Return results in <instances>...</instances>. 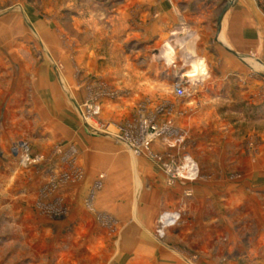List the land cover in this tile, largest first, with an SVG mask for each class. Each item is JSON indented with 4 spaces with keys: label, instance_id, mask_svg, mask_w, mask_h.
I'll list each match as a JSON object with an SVG mask.
<instances>
[{
    "label": "rangeland",
    "instance_id": "rangeland-1",
    "mask_svg": "<svg viewBox=\"0 0 264 264\" xmlns=\"http://www.w3.org/2000/svg\"><path fill=\"white\" fill-rule=\"evenodd\" d=\"M15 1L0 0V15L22 9L23 6ZM34 1L30 6L36 8L43 19L58 20L54 28L55 44L60 50L57 51V66H62L63 57L68 60L77 85L84 87V66L79 64V56H84L80 55L79 48L84 45V14L106 8L111 12L112 0ZM228 1L191 0V9L196 11L198 5L206 3L217 5L215 24ZM259 5L264 10V0ZM25 23L26 31L30 32L31 24L27 20ZM182 25L172 30L173 38L182 32ZM176 53L177 50L172 52L165 42L161 45L154 59L164 67H161L163 78L152 84L173 96L175 103L182 100L176 98L174 82L185 81L186 90L191 93L194 84L188 71L194 68L196 73L200 72L198 62L189 67L187 63L182 65L178 58L184 67L177 68ZM35 55L38 54H28L31 58ZM167 58L175 63L174 67L166 63ZM250 65L254 71L247 68V76H259L264 80V66ZM180 73L185 75L181 78ZM103 84L102 100L110 102L127 96L130 90L129 87L122 90ZM61 86L63 84H59V90L66 98L67 90L63 93ZM236 88L228 91L237 93L240 88ZM83 104L84 99L76 106V121L71 122L79 141L59 136L44 153L35 155L28 153L30 144L26 141L11 146L10 155L20 157L26 169H34V176L28 172L21 182L17 179L8 182L10 190L24 188L33 196H25L20 201L10 199L14 206L6 209L9 220H3L0 214V264H107L108 261L111 264L112 256L118 253L121 254L120 264H126L136 248L150 253L152 246L146 240L154 238L166 239L170 251L187 256V264H196L193 256L198 254L220 255L217 263L224 264L232 263L227 259L229 256L254 252L257 237L264 232V102L259 105L258 113L254 105L248 104V114L243 111V116L237 119L230 112L234 102L219 100V120L229 121L233 132L226 130L227 124L214 128L212 125L219 123L204 118L199 129L181 128L186 136L180 148H169L162 139L152 143L151 149L159 155L175 158L182 153L191 155L200 169L199 178L191 182L170 181L158 164L143 153L134 154L124 139L92 132L81 117ZM189 104L192 106L196 102ZM169 105L170 102L142 97L136 101L129 117L104 121L100 113L99 120L123 126L128 135L138 136L139 115L156 116L161 123L159 116ZM253 114L260 116L256 118ZM84 135L88 140L86 145ZM100 139L106 145L92 142ZM27 155L29 161L24 160ZM198 185L204 191L196 193ZM241 193L244 194L241 196ZM16 208L24 211L23 216L18 215ZM167 211H178L180 219L165 228L164 235L159 237L158 220ZM18 220L23 223L18 224ZM236 259L237 264H264L252 259Z\"/></svg>",
    "mask_w": 264,
    "mask_h": 264
},
{
    "label": "crops",
    "instance_id": "crops-1",
    "mask_svg": "<svg viewBox=\"0 0 264 264\" xmlns=\"http://www.w3.org/2000/svg\"><path fill=\"white\" fill-rule=\"evenodd\" d=\"M260 1L233 0L220 23L217 18L215 24L213 18L217 5L201 4L194 11L191 0H112L111 12L106 8L97 13H85L84 45L79 46L80 55H84L79 56V64L84 66V87L77 85L68 60L63 57L62 66H57V51H60L55 44L57 19H43L40 12L30 6L36 2L34 0L15 1L23 6L22 9L0 15V214L3 220L10 219L6 211L14 206L10 199L20 201L25 196H33L24 188L10 190L8 182L16 179L21 182L29 174L34 176V169H26L20 163V157L10 155L11 146L27 142L30 144L28 153L35 155L44 153L59 136L79 141L71 122L76 121V106L83 99L96 97L101 100V119L104 121L129 117L136 101L142 97L155 102H170V107L159 116V120L169 118L174 127L188 131L190 127L199 129L204 118H210L219 123L213 124L214 128L227 124L226 130L233 132L229 121L222 123L219 120L217 102L222 99L234 102V109L230 112L237 119L243 116V111L248 114L250 103L258 113L259 105L264 102V80L259 76H247L246 70L254 71L250 63L264 66V10ZM26 20L31 24L30 32L26 31ZM180 24H183L182 32L173 38L172 30ZM164 42L172 52L177 50V68L184 63L192 67L198 62L200 71L196 73L194 68V71H188L194 87L186 98L176 97L182 100L177 103L173 96L152 86L163 78L164 67L154 58ZM31 52L38 55L31 58L28 56ZM103 82L122 90L129 87L128 95L111 102L102 100ZM59 84H63L60 87L64 88L63 93L67 90L66 98L61 94ZM236 87L240 88L237 93L228 91ZM189 102L196 104L190 106ZM87 141L84 135V145ZM92 142L106 145L101 139ZM153 146L161 149V146ZM33 150L39 152L33 153ZM201 189L198 185L195 192ZM20 209L16 208V212L23 216L24 211L20 212ZM146 241L152 246L150 253L136 248L126 264H187V256L170 251L166 239ZM253 250L252 253L229 256L227 259L232 263L224 264H237L236 258L264 262V232L259 233ZM116 255L112 256L111 264H120L121 254ZM207 256L198 254L193 257L196 264H219L220 255Z\"/></svg>",
    "mask_w": 264,
    "mask_h": 264
},
{
    "label": "built area",
    "instance_id": "built-area-1",
    "mask_svg": "<svg viewBox=\"0 0 264 264\" xmlns=\"http://www.w3.org/2000/svg\"><path fill=\"white\" fill-rule=\"evenodd\" d=\"M166 63L172 67L175 66V63L169 58L166 59ZM184 75L185 73H180L181 78ZM184 83L185 81L177 80L173 84L174 93L178 98L189 94ZM80 110L84 125L90 128L92 132H101L114 138L124 139L128 142L134 154L143 153L158 164L170 181L183 180L191 182L199 178V165L188 153H182L180 157L175 158L169 155H159L151 149L152 143L161 139L166 142L169 148H180L182 146L186 134L184 130L175 128L170 121L166 120L159 123L156 116L148 117L145 114H140L138 118V136L137 134L132 136L127 134L123 126L114 123L104 124L99 120L102 106L96 97L85 100ZM24 160L29 161L28 155L24 157ZM179 219L180 213L178 211H167L161 214L158 220V236L162 237L165 228L176 224Z\"/></svg>",
    "mask_w": 264,
    "mask_h": 264
},
{
    "label": "water",
    "instance_id": "water-1",
    "mask_svg": "<svg viewBox=\"0 0 264 264\" xmlns=\"http://www.w3.org/2000/svg\"><path fill=\"white\" fill-rule=\"evenodd\" d=\"M232 1H233V0H229V1L227 2V4L225 5V7L223 8V10H222V12H221V14H220V16H219L218 23H220V20H221V18H222V15H223V14L226 12V10L230 7ZM263 75H264V74H263Z\"/></svg>",
    "mask_w": 264,
    "mask_h": 264
},
{
    "label": "bare ground",
    "instance_id": "bare-ground-1",
    "mask_svg": "<svg viewBox=\"0 0 264 264\" xmlns=\"http://www.w3.org/2000/svg\"><path fill=\"white\" fill-rule=\"evenodd\" d=\"M193 70V69H192ZM194 71V70H193Z\"/></svg>",
    "mask_w": 264,
    "mask_h": 264
}]
</instances>
